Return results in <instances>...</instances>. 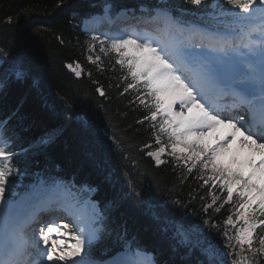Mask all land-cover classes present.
Segmentation results:
<instances>
[{
  "label": "trees",
  "instance_id": "trees-1",
  "mask_svg": "<svg viewBox=\"0 0 264 264\" xmlns=\"http://www.w3.org/2000/svg\"><path fill=\"white\" fill-rule=\"evenodd\" d=\"M155 1L0 0V121L7 122L13 150H23L13 163L26 183L56 177L96 189L103 232L93 255L121 250L126 232L159 264H199L205 254L181 243L182 228L203 247L210 242L218 262L231 264L224 232L235 235L236 225L226 221L240 201L228 203L220 191L214 204L211 182L197 172L171 161L156 164L148 153L158 146V128L145 119L149 110L137 93L125 92L129 73L113 57L102 68L88 61L85 18L107 3L119 10ZM168 2L178 11L199 9L185 0ZM76 61L84 68L79 76L68 67ZM256 260L264 264V255Z\"/></svg>",
  "mask_w": 264,
  "mask_h": 264
},
{
  "label": "snow or ice",
  "instance_id": "snow-or-ice-1",
  "mask_svg": "<svg viewBox=\"0 0 264 264\" xmlns=\"http://www.w3.org/2000/svg\"><path fill=\"white\" fill-rule=\"evenodd\" d=\"M185 2L201 7L207 0ZM225 4L231 6L228 11L233 17L232 23L237 25L246 40L243 43L246 52L243 53L242 67L222 62L230 51H239V46L227 39L210 42L207 50L201 48L199 53H195V46L167 43L159 34L148 30L105 34L103 40L93 36L92 40L100 42L102 53L114 52L116 63L127 67L132 83H128L125 92L143 85L141 95L144 98L138 99L149 110L150 115L145 119L156 121L158 117L162 118L160 130L168 134V142H162L157 135L159 146L148 153L155 158L156 164L163 162L161 157L170 148L167 155L176 163L183 161L188 172L197 170L205 184L220 179L226 189V202L234 198L232 185L240 184L242 191L237 193L239 209L244 211L238 212L236 220L243 223L236 228L234 236L224 232L229 249L227 255L233 257L231 264H257V256L264 255V235L258 239L255 235L258 228L264 229V219H257V210L264 216V184L258 186L254 182L264 168V0H225ZM113 7L116 6L105 4V14ZM120 7L127 9L124 5ZM143 11L144 6L141 5ZM149 17L164 20L166 26L184 27L166 4L151 6ZM89 60H92L91 56ZM99 61L100 57H97L94 62ZM80 74L76 71L77 76ZM100 94L104 95L102 91ZM214 96L221 99L230 97V106L220 108L213 100ZM0 126L4 130V138L0 139V264H91L89 246L98 237L100 229L95 225L101 222L103 213L94 211L87 222L80 220L75 227H70L62 219L40 223L35 219L38 215L35 209L31 216L26 217L23 201L14 202L6 195L13 183L9 178L18 176L19 168L12 163L17 153L9 151L7 122H0ZM238 136L242 147L259 151L262 156L259 165H254L250 158L247 160L252 166L248 173L237 153L230 151ZM41 142L46 143L47 140ZM233 165L237 167L233 168ZM209 168L211 175L205 179ZM40 183L43 185L45 181L41 179ZM129 187L131 194L141 196L134 187ZM255 197H260L258 203ZM213 203H216L215 197ZM254 203L257 208L247 211ZM73 208V203L65 205L67 211ZM226 223L235 226L231 216ZM32 224L39 226L34 227L29 235L26 230ZM177 234L183 237L181 243L186 246L201 248L205 259L199 264H223L217 261V253L210 242L203 247L199 240L190 239L182 228H177ZM120 238L126 241L129 251L136 244L134 239H128L126 232ZM69 240H74V243H69ZM140 255L137 248L135 259L115 264H145L139 259ZM147 264H155V261L149 260Z\"/></svg>",
  "mask_w": 264,
  "mask_h": 264
},
{
  "label": "rangeland",
  "instance_id": "rangeland-1",
  "mask_svg": "<svg viewBox=\"0 0 264 264\" xmlns=\"http://www.w3.org/2000/svg\"><path fill=\"white\" fill-rule=\"evenodd\" d=\"M158 1H159V3H162V4H166L167 5L166 0H158ZM230 7L231 6H227L225 4V0H207L206 4L204 5V8L207 9L208 12L205 13V14H202V15H199V16L195 17L194 20L191 21V23H194L195 24V28L194 29H196V25H197L198 28L199 27L200 28L204 27L203 28L204 29L203 31H205L206 28H208L205 25H211V26L216 27L217 29H219L218 31H221V32H223L225 30H232V31L237 30V31H239L237 25H235L234 23H232L233 17L231 16L230 12L228 11V8H230ZM108 13H111L113 15V11H111V10L109 11L108 10V12L106 14L104 12V13H102L100 15H95V16L91 17L89 19L90 21H86L85 24L83 25V30L86 32V42H87V46H88V49H87L88 61L91 62L92 64H98L101 68L105 64V62L107 60H109L111 57L115 58V60H116V54L114 52H110V51L107 52V54L102 53L100 51V48H101L100 42L99 41H93L92 40V37L93 36H98L100 38V40H103L105 38V34H107V35H116L119 32H128L129 31V30L128 31L127 30H125V31L123 30L122 31L121 29H118V32H117V30H115V28H112L111 29L108 26V24H107ZM142 13H145V14L146 13H149V8L146 7V6H144V11ZM121 14H125L126 15V18H124L122 20L120 19L119 20V23H124V21H127L128 19H133V18L136 19V20H140V21H135L134 22L137 25L139 23L143 24V22H141V20L150 22L152 24H154V22H156L157 25H159V23L161 21L160 19L147 20V19L141 18L139 16H133V13H129V12L124 11V10L118 12L116 15H113V16L115 18H118L119 19V17H120ZM177 18H182V17L180 15ZM101 20H102V23L103 24L100 27H97L98 30L97 29L96 30H92L91 27L89 26V22H91V21H101ZM116 22L117 21H115L114 23H116ZM128 22L129 23H132L133 20L132 21H128ZM104 23H106V24L104 25ZM196 23H198V24H196ZM200 23H202V24H200ZM203 24H205V25H203ZM222 27H224V29ZM190 28L192 29V27H190ZM169 29H172L171 28V25H169L166 28V33L169 32ZM182 29H180V31ZM208 29H210V28H208ZM212 30H214L215 32H218L215 29H212ZM221 32H218V33H221ZM221 34H223V33H221ZM239 35H241V36H239ZM239 35L237 33V37L239 36L238 39L240 40V39H242L243 36L240 33H239ZM230 38L232 39V37H230ZM90 45H91V47H90ZM104 47H105V49H107L108 48V45L105 44ZM89 56L92 57V60H89ZM97 57H100V61L99 62H94V61H96V58ZM233 59H235V58H233ZM237 63H238V61H237ZM237 65H239V64H237ZM77 66H79V67H77ZM239 66H241V65H239ZM68 67L75 74H76V71H80V73H81L80 75H82V73L84 72L83 66L81 65L80 62H77V61L76 62H73V63H70ZM74 69L76 71H74ZM124 70H125V72L126 71L128 72L126 66L124 67ZM130 83H132V80H131ZM142 90H143V85L142 84H140L138 86V88L128 89V91H132V92H136L137 93L136 99L138 100V103L139 104H141L140 103V99H143L144 98L141 95ZM138 97L140 99H138ZM162 122H163V120H162L161 117H158L156 121H152V123H154L156 125H159V126H160V124ZM159 129H160V127H159ZM159 132H160V134L159 133L158 134H159V136L161 138V141L164 142V143H167L168 142V134L167 133H164V132H161V130ZM3 138H4V133H3V130H2V126H0V139H3ZM9 144H10V141H9ZM157 147H155L151 152L155 151ZM9 151H11V147H9ZM167 151H170V148ZM167 151L161 157V159L163 161L161 164H163L165 162H168V161H171L180 170H183L184 171V169H187V167H185L183 161H181L180 163H176L175 160H174V158L169 157L167 155ZM178 155H180V154L178 153ZM152 158L155 160L154 157H152ZM161 164H158V165H161ZM236 167H237L236 165H233V168H236ZM193 171L194 172H197L199 175H201L197 170L194 169ZM208 175H211V169L210 168H209V170H207V173L205 174V177L204 178L206 179ZM18 178H19L18 176H16V177H10L9 178L10 181H13V183L11 184V186H10L8 192L6 193V195L9 198L13 199L14 202L15 201H23L22 207H23V213H24V215H26V213H27L28 209L30 208L31 204L32 205H34V204H36V205H42V204H47V202H51V199L50 198H52V197H51V195H49L48 192L51 191L53 188H55L53 186H56V185H57L56 187L60 186L58 184H54L53 182H51L49 185H43L42 188H39V190H40L38 192L39 194L37 193V195H35L34 198H32L33 194H31L30 192L29 193H27V192H24L23 193V190H22L23 185L18 182ZM209 182H211V184H212L211 190L209 191L210 192L211 202L213 203V198L214 197L216 198V201L219 199V195H220L219 192L221 190L225 192V198L224 199L226 201V195H227L226 189H224L222 187L220 179H217L214 183L212 181H209ZM61 185L63 187H65V188H67L68 190H70L71 192L73 191V190H71V188H73L74 190L75 189L77 190L76 191V193H77V199H75V200H78L80 202H83V201L85 202L88 199V197L92 198L93 190L91 189L92 191H88L90 189L88 187H79L75 183L68 184V183H64V182H62ZM62 186H60V187H62ZM68 186H69V188H68ZM51 187H53V188H51ZM63 187H62V189H64ZM232 187H233V197H234L233 200L235 201V200L239 199L237 193L239 191H242V189L240 187V184L236 185V187H234V184H233ZM53 201H55V200H53ZM256 201L258 203L259 199L256 200ZM227 202L230 203V202H232V200L231 201H227ZM255 208H257V204L256 203L252 204L251 207L247 211L250 212L252 209H255ZM239 211H244V210L239 209V207H238L237 211H235V214L236 213L238 214ZM99 212H100V210H99ZM48 217H46V218H48ZM39 219H45V218L40 217ZM257 219L258 220L259 219H264V216H261V214H260V212L258 210H257ZM234 222H235V225L239 224V222L241 224L243 223L242 221H238L236 219H235ZM95 227H97V228L100 229L99 224H96ZM32 229H33V226H32ZM257 234H258V231L255 234L256 237H257V239H258V235ZM96 240L97 239L93 240L90 243V246H89V257L88 258L91 259L92 261H95V262H98L99 261L101 264H103V262L105 263V261L100 260L99 259V256H97L98 258L96 259L95 258L96 256L93 255V253L91 252V247L96 242ZM127 255L129 256L131 254H127ZM127 255H125V256H127ZM125 256H122V257H125ZM106 263H111V260L106 261Z\"/></svg>",
  "mask_w": 264,
  "mask_h": 264
},
{
  "label": "bare ground",
  "instance_id": "bare-ground-1",
  "mask_svg": "<svg viewBox=\"0 0 264 264\" xmlns=\"http://www.w3.org/2000/svg\"><path fill=\"white\" fill-rule=\"evenodd\" d=\"M179 20H180V22L182 21L181 19H179ZM136 21H138V20H136ZM144 23L145 22H143V24L139 23L138 25L140 27H146V29L147 28L153 29L152 25H149L147 23L144 24ZM102 24H103L102 20L97 21V22H89V26L91 27L92 30L97 29V27H100ZM115 25H117V23H115ZM199 28L196 25V29L179 32V34H178V36H176V38H171L169 35H167L165 38L166 39L165 42L173 44V45L174 44L178 45V44L183 43L185 46H189V47L195 46L194 47L195 53H199L201 51V48H203L206 51L209 43L206 42V43L199 44V45H196V44L193 45L187 40V36L189 34L200 32L201 30ZM202 28H204V27H202ZM174 29H176V26L173 25L172 30H174ZM208 31L213 32V36L215 37L216 41L223 39V34L215 32L212 29L206 28V30L203 32H208ZM232 33L234 35V36L233 35L231 36L233 39L232 42H235L239 46V51H230L227 55H225L223 57L222 62L225 63L229 58H235L238 61L239 65H241V67H242L243 66V53L246 52V49L243 48V43H245L246 40L244 39V37H242V39L239 40L237 37V33L236 32H232ZM158 34L161 37H165L160 32ZM213 100L216 103H218V101H220L218 98H216V99L213 98ZM223 102H225V101H223ZM175 110L179 111V108H176ZM230 151L237 153L238 158L243 163L242 164L243 169L245 170L246 173L252 171V166L247 163V160L249 158L253 161L254 165H259L260 160L262 159L261 153L259 151H251L245 147H242L240 145L239 136H238L236 142L231 145ZM254 182H256L258 184V186L260 184H264V168H262L261 172L258 173L257 177L254 178ZM236 185H238V183L234 184V187H236ZM60 186L55 187L50 191V195L52 196V201L53 200H55V201H53L52 202L53 204L51 203V205L49 207L43 209L42 211H38V215L35 217L36 220L39 219L40 217L46 218V217L51 215V217H53V219H58V218L62 219L63 222L69 224L70 227H75L80 220L87 222L92 217L94 211L100 210L98 204L93 200V198H90V197H88V199L85 202L84 201L80 202L78 200H68L67 198L74 199V196L71 195L70 190H68L67 188L62 189V187H60ZM71 190H74V189L71 188ZM253 194L255 195V193H253ZM255 199L258 200V199H260V197H255ZM49 203L50 202H47V204H49ZM67 203H73L74 204V208L72 211L65 210V205ZM93 205L95 206V209L93 208ZM31 214H32V212L27 213L25 216L29 217V216H31ZM55 217H57V218H55ZM29 228L32 229V225H30ZM29 233L31 235L32 230ZM69 243H74V240H69ZM147 256L150 257V255L142 253L140 255L139 259L145 261L146 258H148ZM133 257H134V255H132V254L129 256L127 255L117 262L128 261L130 259H133ZM89 260L91 261V264H101L100 262H95V261H92L91 259H89Z\"/></svg>",
  "mask_w": 264,
  "mask_h": 264
}]
</instances>
